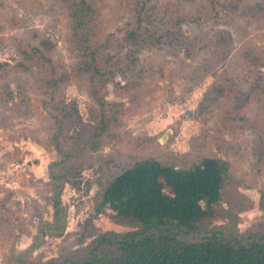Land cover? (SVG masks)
Segmentation results:
<instances>
[{
	"label": "rangeland",
	"instance_id": "obj_1",
	"mask_svg": "<svg viewBox=\"0 0 264 264\" xmlns=\"http://www.w3.org/2000/svg\"><path fill=\"white\" fill-rule=\"evenodd\" d=\"M94 47L117 65L102 94L118 104L102 148L62 190L67 227L47 234L34 259L79 249L98 233L125 232L110 209L96 212L105 184L133 161L155 157L178 167L202 157L229 163L220 206L245 235L264 229V0H91ZM255 9L253 8L254 5ZM140 27L161 39L127 42ZM47 40L65 76L56 92L87 118L94 105L78 69L67 0H0V264H16L38 220H52L48 163L57 158L52 120L17 66L18 48ZM218 217L215 224L228 222Z\"/></svg>",
	"mask_w": 264,
	"mask_h": 264
},
{
	"label": "trees",
	"instance_id": "obj_2",
	"mask_svg": "<svg viewBox=\"0 0 264 264\" xmlns=\"http://www.w3.org/2000/svg\"><path fill=\"white\" fill-rule=\"evenodd\" d=\"M67 12L79 52L77 66L88 77L94 105L84 119L74 103L56 95L65 75L51 58L47 40L18 48L17 66L34 75V91L45 97L42 102L53 123L51 143L57 158L47 166L52 220H38L31 244L14 254L16 264H264V229L242 235L237 216L220 206L231 169L215 156L182 167L155 157L133 161L105 184L95 205L97 213L110 209L117 223L134 229L107 230L64 255L32 258L47 234L65 232L62 190L79 174L90 153L102 148L118 112V104L108 102L102 89L120 62L92 43L95 9L91 0H67ZM154 36L156 42L161 39L138 26L127 29L124 40L152 41ZM218 217L229 220L215 224Z\"/></svg>",
	"mask_w": 264,
	"mask_h": 264
}]
</instances>
